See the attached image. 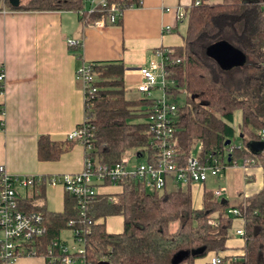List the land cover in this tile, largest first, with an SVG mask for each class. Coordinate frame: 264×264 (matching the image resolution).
I'll use <instances>...</instances> for the list:
<instances>
[{
    "label": "trees",
    "instance_id": "obj_1",
    "mask_svg": "<svg viewBox=\"0 0 264 264\" xmlns=\"http://www.w3.org/2000/svg\"><path fill=\"white\" fill-rule=\"evenodd\" d=\"M93 11L86 8L85 0H25L11 10L73 11L82 24H94L100 19L105 24H120L124 10L138 7L141 0H105ZM199 1V4H195ZM264 0H193L186 9V29L181 46L173 47L168 64L176 87L171 98L177 105L178 117L174 137L176 153L185 162L196 143L201 154L217 156L221 162L253 159V166L264 170V151L259 155L247 148L250 140H259L264 130ZM115 6V10L111 7ZM118 11V12H116ZM111 18H114L112 20ZM225 41L244 54V62L223 69L207 54L210 45ZM81 46L70 47L80 57ZM96 91L85 92L84 120L90 137L81 144L98 163L121 162L128 150L136 154L151 153L153 146L147 132L146 118L150 100L143 96L130 97L124 86L125 67L121 60L91 62ZM183 88L187 94L183 104L176 97ZM241 112L239 137L242 144L233 148L224 158L229 145L234 144L232 126L235 111ZM77 125V126H79ZM76 126V127H77ZM230 141L229 144L226 142ZM80 142L67 137L51 140L47 135L37 140V158L55 161ZM117 193H99L80 214L75 197L64 191L63 210L54 212L43 204L33 203L35 197L19 198L18 206L25 212L40 211L45 231L34 240L36 256L46 259L52 241H61L64 229L79 230L84 237L83 264H193L208 254L219 256L228 248L235 219L242 220L244 230L243 253L234 264H264V176L259 191L242 201L216 198L214 189L200 185L201 205L193 204L196 185H179L171 181L162 191H149L136 178L127 177L119 182ZM47 187L42 181L36 197ZM114 197V198H113ZM113 198V199H112ZM224 199V200H222ZM238 208L240 216L228 213ZM122 218V230L109 232L106 219ZM236 234V231H235ZM52 261L61 264L59 248H53ZM223 263V261H222Z\"/></svg>",
    "mask_w": 264,
    "mask_h": 264
},
{
    "label": "crops",
    "instance_id": "obj_2",
    "mask_svg": "<svg viewBox=\"0 0 264 264\" xmlns=\"http://www.w3.org/2000/svg\"><path fill=\"white\" fill-rule=\"evenodd\" d=\"M192 2L141 0L140 6L123 11L120 24L103 25L82 24L73 11L0 7V71L5 73L4 90L0 93V165H4L9 173L18 175L80 172L85 149L79 143L58 160L40 161L37 158L39 136L47 135L51 140L63 141L84 120L85 95L75 78V70L84 61L121 60L125 67L124 86L128 96H142L137 90L142 81L139 68L147 64L154 49L182 45L186 22L177 19L175 9L186 11ZM166 26L171 28L170 32H163ZM68 39L82 41L78 51L80 57L72 52ZM230 168L236 167L227 169ZM227 169L221 174L224 179ZM241 175L245 195L260 190L264 176L261 166H250L246 172L242 169ZM220 176H210L205 183L213 181L220 187ZM236 176L237 173H231L228 180L234 181ZM37 190V187L18 188L17 194L19 198L35 197L34 204H43L50 211L63 210L65 193L61 186H47L39 197H36ZM240 192L235 190L237 198L242 196ZM113 217H118L121 225L118 230L106 229L120 232L122 218ZM60 238L69 242L61 237V233ZM72 242L73 237L69 244ZM243 245L244 239L239 235L230 238L227 250L221 254L227 257L222 264H234V259L243 253ZM212 255L196 259L193 264H209ZM11 264H47V261L35 255L18 258Z\"/></svg>",
    "mask_w": 264,
    "mask_h": 264
},
{
    "label": "built area",
    "instance_id": "obj_3",
    "mask_svg": "<svg viewBox=\"0 0 264 264\" xmlns=\"http://www.w3.org/2000/svg\"><path fill=\"white\" fill-rule=\"evenodd\" d=\"M86 8L89 12L93 11L97 5L104 6L105 0H85ZM199 4V1H195ZM115 10V6L111 7ZM170 10V8H166ZM178 20H184L186 11L180 8L175 9ZM264 11V4H263ZM118 12V11H116ZM114 20V18H111ZM105 20L102 18L94 25H103ZM171 28L166 26L163 32H170ZM69 47L81 46L80 39H68ZM172 48L159 47L152 51V56L147 64L139 68L142 81L137 86L141 95L150 100L147 109V132L150 135V143L153 146L151 153L135 154L137 157H145L142 163L128 164L124 157L121 162L115 164L98 163L91 158L85 151L83 168L74 174L60 175H18L11 174L4 165H0V264H11L18 258L24 256H35L37 251L33 246L34 240L43 235L45 224L43 214L40 211L25 212L18 206V188H36L46 182L47 186H61L64 191L76 198L80 214L84 215V208L97 194L101 193L97 189L101 186H118L119 182L127 177L136 178L141 181L149 191H162L171 181L179 185L187 183L200 186L207 179L220 176L227 168L239 165L246 172V169L254 165L253 159H242L233 161L227 165L225 160L221 162L217 156L211 154L193 153L187 157L186 161L180 162L176 153V142L174 137L175 125L177 122V105L171 98V89L176 87L175 79L172 77L168 64H175L178 60L170 58ZM75 78L81 85L83 92L92 93L96 87L92 86L94 74L91 64L82 62L75 70ZM5 73L0 71V93L4 90ZM159 93L154 96L153 93ZM90 134L85 125L75 127L67 138L78 140L80 144L88 142ZM259 140H264V130L259 132ZM240 145H229L226 150L225 159L233 148ZM246 175V174H245ZM225 190L218 187L213 190L216 198L222 197ZM114 198V197H113ZM112 198V199H113ZM228 213L240 216L238 208H229ZM236 234L243 239L244 230L238 228ZM73 242L63 243L52 241L48 246V256L46 260L52 261V250L58 247L61 253L59 259L61 264H83L84 237L79 230L73 231ZM209 264H222L219 256H212Z\"/></svg>",
    "mask_w": 264,
    "mask_h": 264
},
{
    "label": "rangeland",
    "instance_id": "obj_4",
    "mask_svg": "<svg viewBox=\"0 0 264 264\" xmlns=\"http://www.w3.org/2000/svg\"><path fill=\"white\" fill-rule=\"evenodd\" d=\"M25 2V0H21V3ZM5 3L6 0H0V7H5ZM180 32H182V28L180 30ZM180 90V92L178 93L177 97H176V102L179 104H183L186 101V97L187 94L185 92V90L183 88H178ZM154 96H158L159 93L154 92L153 93ZM146 121V118H138L136 119V121ZM241 123V112L239 110L235 111L234 113V117H233V122H232V126L235 129V137L232 139V142L234 143V145H241L242 144V139L239 137V126ZM194 155H198L201 153V144L200 143H196L193 147V152ZM145 157H137L134 154L133 150H128L125 152L124 154V160L128 161V164L131 165H136L139 163H142L143 161H145ZM238 169V170H236ZM241 171L242 168L240 166V163L238 166H236V168H230L227 169L226 171V178L224 179V176L221 175L220 179H219V186L224 189L227 190L226 193H224V198L229 199V201L231 203L234 202H240L244 199V197H247V195H245L244 192H242L244 190V182H243V176L241 175ZM231 173H237L238 177L236 176V178L234 179V181H229L228 180V176ZM242 177V179H241ZM218 185L216 184V182L213 181H208L207 183H205V188L206 189H216ZM99 192L101 193H114L120 190L119 186H101L99 187V189H97ZM201 190L202 187L201 186H195L193 189V204L195 207H199L201 205ZM235 190H241V195L239 198H237L236 194H235ZM238 193V194H240ZM227 197H226V196ZM239 199V200H238ZM121 225V220L118 217H113L110 218L106 221V227L108 229H117L118 227ZM242 220L240 218H237L234 220L233 222V227H232V233L234 234L235 231L238 228H241L242 226ZM235 235V234H234ZM61 237L67 241H72V231L69 229H64L61 231ZM68 242V243H69Z\"/></svg>",
    "mask_w": 264,
    "mask_h": 264
},
{
    "label": "water",
    "instance_id": "obj_5",
    "mask_svg": "<svg viewBox=\"0 0 264 264\" xmlns=\"http://www.w3.org/2000/svg\"><path fill=\"white\" fill-rule=\"evenodd\" d=\"M9 3L13 6H18L21 0H9ZM207 54L214 58L223 69L234 65H241L245 58L241 51L233 48L225 41H219L210 45L207 49ZM226 143L229 144L230 141ZM246 146L251 153L259 155L264 151V140H250Z\"/></svg>",
    "mask_w": 264,
    "mask_h": 264
}]
</instances>
